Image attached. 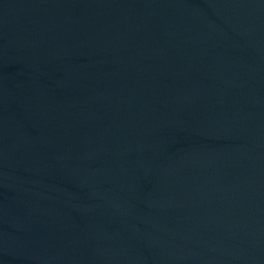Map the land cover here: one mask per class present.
<instances>
[{
  "label": "water",
  "instance_id": "obj_1",
  "mask_svg": "<svg viewBox=\"0 0 264 264\" xmlns=\"http://www.w3.org/2000/svg\"><path fill=\"white\" fill-rule=\"evenodd\" d=\"M0 264H264V0H0Z\"/></svg>",
  "mask_w": 264,
  "mask_h": 264
}]
</instances>
